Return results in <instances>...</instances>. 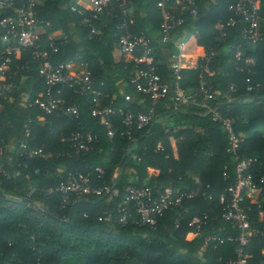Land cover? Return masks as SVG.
Returning <instances> with one entry per match:
<instances>
[{"label": "trees", "instance_id": "1", "mask_svg": "<svg viewBox=\"0 0 264 264\" xmlns=\"http://www.w3.org/2000/svg\"><path fill=\"white\" fill-rule=\"evenodd\" d=\"M158 1L114 2L112 14L93 19L99 31L93 35L71 10L78 0H40L37 4L43 29L40 44L50 49L53 66L85 60L93 86L102 93L101 105L132 114L152 107L154 120L142 129L134 125L128 129L124 115L116 112L110 117V136L90 112L92 96L62 85L55 86L53 95L75 103L78 116H67L58 107L44 112L29 105L43 89L36 63L29 51L13 55L8 68L14 87L0 94V264H237L233 263L237 241L207 242L205 238L237 234L232 221L222 217L219 203V195L235 177L236 156L254 157L253 173L264 175V39L255 42L252 53H239L237 58L248 42L241 38L243 22L230 9L236 0H195L197 14L183 11V22L171 34L184 42L182 57H194L198 65L176 74L172 68L176 48L162 39ZM120 6L134 9L130 29L149 38L152 62L166 84L155 104L130 81L135 64L116 51ZM262 15L264 0H260ZM232 18L235 21L229 24ZM217 23L223 25L222 35L215 28ZM54 31L61 36L50 38ZM3 47L0 39V54ZM209 49L215 54L209 63L212 74L206 77L211 86L207 101L232 119L238 140L233 152L228 150V131L205 113L198 104L200 96L172 105L176 87L187 95L198 91L200 65ZM248 56L252 64L246 61ZM248 84L257 86L247 90ZM72 131L93 136L79 154L70 140ZM23 143L50 155L29 157ZM157 144L160 148L155 150ZM97 167L102 169L100 177ZM68 171L92 172V185L108 190L65 196L49 192ZM130 184L161 190L189 188L194 196L184 199L181 209L159 215L154 228L130 219L120 224L116 209ZM243 205L251 226L261 230L241 245L244 264H264V219L260 217V213L264 217V193L246 198ZM203 213L208 217L195 230L189 222ZM177 219L180 223L175 227Z\"/></svg>", "mask_w": 264, "mask_h": 264}, {"label": "built area", "instance_id": "2", "mask_svg": "<svg viewBox=\"0 0 264 264\" xmlns=\"http://www.w3.org/2000/svg\"><path fill=\"white\" fill-rule=\"evenodd\" d=\"M40 0H0V28L3 30L1 41L4 43L3 50L0 54V94L10 92L14 87V83L9 75L8 64L11 62L12 56L21 52L29 51L32 59L36 63L37 71L43 79V89L39 96L35 98L29 105H36L44 112H50L53 107H58L65 115L77 117L79 108L75 103L65 102L60 97L53 95L56 85L73 87L80 93H87L92 96L93 104L90 106L91 114L96 117L100 124L108 129V134L112 135L110 117L118 112L123 114V123L130 129L133 125L136 129H142L148 126L153 120V108L148 112L139 111L136 114L131 112H123L120 109H114L110 104L101 105L98 97L102 95L100 90L93 86L90 77L88 64L83 59L69 60L66 63L53 66L50 61V49L41 46L40 34L41 24L36 15V6ZM118 0H78L77 4L71 6V10L82 17V23L90 28L91 35L97 34L99 31L93 25V19H97L100 14H112L114 12V2ZM180 4L184 11L195 16L197 10L195 0H159L157 6L160 8L163 21L161 22L163 41H171L176 52L172 55V68L176 74L181 69L182 49L184 42L175 40L171 31L183 22L182 12L174 13L168 9L172 3ZM260 0H236L230 5L236 18L243 22L241 29V38L248 43H255L261 37L257 32V22L259 16ZM234 18L230 19L229 24H233ZM131 16L128 8L120 6V21L116 25L118 30V50L123 57L135 64L133 74L130 81L136 87V90L146 96H149L151 104H155L160 92L164 91L166 84L160 75L156 72V67L150 56L152 46L149 38L142 32L136 34L130 29ZM51 50L54 46L50 44ZM215 51L209 49L203 56L200 65L199 89L192 94H185L181 89L176 87V101L172 104L176 107L180 103L192 102L193 97L200 96L201 100L198 104L205 109V113L211 115L213 120L219 121L229 133V151H234L237 147L238 140L234 136L231 123L232 119L226 113H221L216 106L210 104L207 100L211 97V86L207 82L206 77L212 74L209 63L214 56ZM239 57V54H236ZM248 81V78L246 79ZM257 86V84L255 85ZM248 84L246 89L252 90L253 87ZM228 97V95H227ZM26 134H29L27 125ZM126 134H129V130ZM70 140L77 154L86 150L87 144L93 141V136L89 133H81L72 131ZM24 153L29 157L40 155L47 157L49 153H43L41 147H26ZM160 148L157 144L155 150ZM235 166V177L230 181L224 191L219 195V203L221 204V214L226 220L232 221L237 228L236 235H227L219 237L216 235H208L205 240L207 242L221 243L224 240L237 241L239 247L236 249L237 259L233 263L244 264L246 255L242 253L241 245H244L250 237L261 232L259 228L251 226L248 215V208L243 203L246 198H256L264 193V175H255L252 171V163L254 157L246 159H238ZM97 176L100 177L102 169L97 167ZM92 172H72L68 171L59 180V182L49 189L57 191L62 195L68 193L101 194L103 190H108L106 186H93ZM195 182H199L197 175H192ZM194 196L193 191L189 188L180 189L178 187H167L166 189H154L148 185L130 184L125 188V195L117 206V219L120 224H125L130 219L140 225H147L154 228L157 217L167 210H179L182 208V202L186 198ZM211 199V196H207ZM64 201V199H63ZM208 214L203 213L201 216H194L189 224L195 229H199L201 224L207 219ZM180 220L175 221V227H178Z\"/></svg>", "mask_w": 264, "mask_h": 264}, {"label": "crops", "instance_id": "3", "mask_svg": "<svg viewBox=\"0 0 264 264\" xmlns=\"http://www.w3.org/2000/svg\"><path fill=\"white\" fill-rule=\"evenodd\" d=\"M168 9L171 10L172 12H174V13L184 11L183 7L180 4H176V3L170 4L168 6ZM128 10H129L130 16L133 17L134 9L132 7H129ZM222 27H223V25L221 23H217L216 26H215V28L217 30H221V32H220L221 35L223 34ZM256 28H257V32L260 35L261 39H264V16L263 15L260 16V18L258 19ZM42 31H43V29H41V32ZM60 36H61V33L58 32V31H54V32L49 34V37L52 38V39H57ZM178 40H180V39H178ZM254 48H255V43H246L245 48L241 49L237 53L238 54L239 53H242V54H244V53H252ZM116 51L117 52L119 51L118 48L116 49ZM246 61L250 62L252 64L253 63V58L251 56H248L246 58ZM234 63H236V61ZM197 65H198L197 59L194 58V57H186V58L182 57L181 58V68H195ZM149 171H150V173H152V172L153 173H157L156 170H149ZM192 175H196V174H192ZM260 217H261V219H264L262 213H260Z\"/></svg>", "mask_w": 264, "mask_h": 264}]
</instances>
